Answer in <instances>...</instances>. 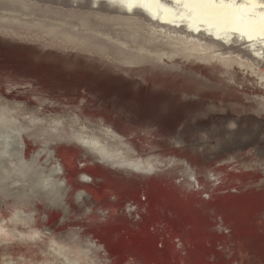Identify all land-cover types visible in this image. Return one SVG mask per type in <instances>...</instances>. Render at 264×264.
<instances>
[{
    "label": "rangeland",
    "instance_id": "374dc122",
    "mask_svg": "<svg viewBox=\"0 0 264 264\" xmlns=\"http://www.w3.org/2000/svg\"><path fill=\"white\" fill-rule=\"evenodd\" d=\"M158 1L0 0V264H264V36Z\"/></svg>",
    "mask_w": 264,
    "mask_h": 264
},
{
    "label": "bare ground",
    "instance_id": "6f19581e",
    "mask_svg": "<svg viewBox=\"0 0 264 264\" xmlns=\"http://www.w3.org/2000/svg\"><path fill=\"white\" fill-rule=\"evenodd\" d=\"M148 1L149 3L146 5V7L151 11V13L154 14V15L152 14V16H156L157 18L158 17L157 15H159L161 16V18L159 17L158 18L161 19L162 21L173 22L174 17H176V14L173 10L164 8L163 5H161V3L158 0H148ZM175 1L181 2L182 5L186 7V10H184L185 14L190 15L195 23L205 22L210 28H216L217 30H223V29L230 31L233 30V31L241 32L242 34L246 33L248 37L264 36V14H263L264 10L259 11L256 10L255 8L256 6H261V5L264 6V3H260L261 1L259 0H241L240 4H235L233 0H229V1L175 0ZM250 10H254L255 13L251 14L252 16L250 19H247L241 12H246ZM242 17H244L245 20H242ZM36 252L39 255L40 251H36ZM31 259L34 260L33 261L34 264H42L48 262L51 264H55L49 257H47V255L46 256L44 255V257H42L41 259L36 257Z\"/></svg>",
    "mask_w": 264,
    "mask_h": 264
},
{
    "label": "water",
    "instance_id": "95a60500",
    "mask_svg": "<svg viewBox=\"0 0 264 264\" xmlns=\"http://www.w3.org/2000/svg\"><path fill=\"white\" fill-rule=\"evenodd\" d=\"M91 1V8H96L97 6H98V4L101 2V0H90ZM74 4H75V1H74ZM76 5V4H75ZM121 11V10H120ZM122 12H124V11H122ZM127 12L128 13H126V14H132L131 12L132 11H130V10H127ZM144 14V13H143ZM146 17H148L147 15H146V13L144 14ZM149 18V17H148ZM152 20L151 21H154V22H156L155 21V19L154 18H152V17H150ZM149 18V19H150ZM157 23V22H156ZM158 24V23H157ZM1 127V126H0ZM7 130H9V131H6V130H3L5 133H4V138H3V140L1 139L0 140V145H2V143H3V141L4 140H7V141H12V137H13V134H12V132H15V130L14 129H12V128H10V127H8V128H6ZM16 154V151L15 152H11L10 153V155H9V153H6V156H8L7 157V161H9L11 164H13V168L15 169V170H17V171H21V169H23L22 167H20L21 165L20 164H18L16 161H14V160H12L11 159V157H13L14 155ZM96 157L98 158V156L96 155ZM82 158H83V160H85V159H87L85 156H82ZM97 158L96 159H94V160H97ZM59 160H58V163L57 164H55L54 165V167L53 168H55L54 169V173L56 174L57 172L59 173V172H62L63 171V165H62V160L60 159V158H58ZM99 159V158H98ZM23 161H24V163H29L30 164V159H29V157L28 156H26V155H24L23 156ZM97 161H100V160H97ZM83 164H85V161L83 162ZM83 164H81V165H83ZM24 167H26L25 165H24ZM57 167H59L60 169L58 170V168ZM8 174H10V172L8 171ZM80 174V177H83L84 175H87V176H89V179H87V180H92V177L90 176V175H88L89 173H87V172H80L79 173ZM79 180H80V178H78ZM103 180L104 178L103 177H100V178H98V180ZM83 190V189H82ZM85 190H83V192H84Z\"/></svg>",
    "mask_w": 264,
    "mask_h": 264
}]
</instances>
